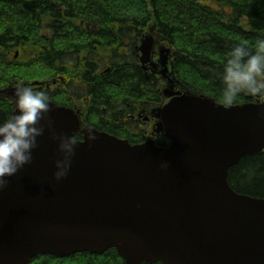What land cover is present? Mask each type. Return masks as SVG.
I'll return each mask as SVG.
<instances>
[{
    "label": "water",
    "instance_id": "95a60500",
    "mask_svg": "<svg viewBox=\"0 0 264 264\" xmlns=\"http://www.w3.org/2000/svg\"><path fill=\"white\" fill-rule=\"evenodd\" d=\"M154 45L153 32L138 48L146 69ZM51 104L57 133H82L76 110ZM261 112V101L225 108L177 93L158 116L169 146L95 130V142L86 134L78 141L61 181L53 175L57 142L46 130L32 164L0 192V264L111 249L126 264H264V198L229 183L242 159L264 153Z\"/></svg>",
    "mask_w": 264,
    "mask_h": 264
},
{
    "label": "trees",
    "instance_id": "16d2710c",
    "mask_svg": "<svg viewBox=\"0 0 264 264\" xmlns=\"http://www.w3.org/2000/svg\"><path fill=\"white\" fill-rule=\"evenodd\" d=\"M150 28L174 52L178 90L223 104L227 54L243 42L255 51L264 39V0H0V88L12 82L10 73L17 65L7 54L37 48L24 62L26 67L47 79L63 78L64 86L51 100L83 107L85 127L141 144L145 132H135L134 117L163 102L156 76L146 73L136 57ZM256 98L241 95L234 105ZM13 108L0 97V121L13 114ZM155 142L170 145L163 136ZM229 183L240 194L264 198V153L242 159L230 170ZM30 264L126 262L111 249L103 255L78 253L63 259L38 255Z\"/></svg>",
    "mask_w": 264,
    "mask_h": 264
},
{
    "label": "clouds",
    "instance_id": "9594fccd",
    "mask_svg": "<svg viewBox=\"0 0 264 264\" xmlns=\"http://www.w3.org/2000/svg\"><path fill=\"white\" fill-rule=\"evenodd\" d=\"M222 84L225 108L233 106L241 95L264 98V39L258 41L255 51L246 42L231 48L223 65ZM13 87L16 110L0 121V192L8 187L11 177L32 164L34 150L39 147V138L46 130L57 142L59 153L55 160L54 179H66L79 147L76 136L55 131L50 115L53 105L46 92L23 79ZM260 115L264 117V112ZM83 132L91 142L98 138L92 128H85ZM161 167L167 169V162Z\"/></svg>",
    "mask_w": 264,
    "mask_h": 264
},
{
    "label": "rangeland",
    "instance_id": "374dc122",
    "mask_svg": "<svg viewBox=\"0 0 264 264\" xmlns=\"http://www.w3.org/2000/svg\"><path fill=\"white\" fill-rule=\"evenodd\" d=\"M154 32V29H153ZM152 28L148 30V33L143 36L141 39V42L139 46L141 45L142 41L148 38L149 36H152L153 34ZM154 40L155 45L152 52L151 62L147 65V69L143 67L140 56L141 53L137 51L136 57L138 59V62L140 64V67L148 73L149 75L156 76V79L158 81V89L157 92L162 96L163 102L160 105L153 106L151 109L143 111L139 114H137L134 119L136 120V129L135 132H139L140 130L144 133L145 132V138L146 140L152 139L156 141L158 138L162 136V133L160 132V119H159V110L164 106L166 103L170 101V98L177 93H183L187 91L178 90L179 83L176 80V78L173 75L172 69H173V62H174V52L172 51V48L170 45L164 41L161 37H159L155 31L154 33ZM32 50H37L32 49ZM31 50V51H32ZM23 52L22 49L20 50H12L7 54V59L11 62L17 63L15 67L11 70L13 75L12 82L9 83V85L5 88H14L13 85L20 79H23L26 83L31 82V84L39 89L43 90L44 92L47 90V88H50V90L54 93L56 91H60L64 86L63 78L57 77L56 79H47V76L41 73H38L39 71L37 69L26 67V64L24 62H27L32 58L31 54L32 52ZM44 73V72H43ZM41 74V75H40ZM5 88H0L1 90H4ZM190 93V92H187ZM49 96V95H48ZM1 98L6 99L8 102H11L15 108V96L14 94H3L0 95ZM50 101H53L51 99L52 95L49 96ZM264 98L257 97L256 101H263ZM77 113L81 116V121L84 123V108L81 107L80 109L75 108ZM85 128H91V127H85L83 125V130ZM93 129V128H92ZM82 130L81 136L84 135V132ZM124 139V138H122ZM127 140V139H126ZM145 140V141H146Z\"/></svg>",
    "mask_w": 264,
    "mask_h": 264
},
{
    "label": "flooded vegetation",
    "instance_id": "af4514ba",
    "mask_svg": "<svg viewBox=\"0 0 264 264\" xmlns=\"http://www.w3.org/2000/svg\"><path fill=\"white\" fill-rule=\"evenodd\" d=\"M139 48V46H138ZM138 51V49H137ZM49 96H51L53 94V92L50 90V88H47V90L45 91ZM14 109V108H13Z\"/></svg>",
    "mask_w": 264,
    "mask_h": 264
}]
</instances>
